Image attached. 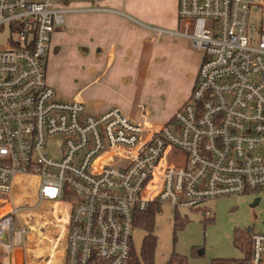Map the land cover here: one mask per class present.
<instances>
[{
    "label": "built area",
    "instance_id": "built-area-1",
    "mask_svg": "<svg viewBox=\"0 0 264 264\" xmlns=\"http://www.w3.org/2000/svg\"><path fill=\"white\" fill-rule=\"evenodd\" d=\"M0 0V252L33 231L13 199L17 179L38 176L39 202L70 204L62 264H130L138 215L152 206L198 209L264 187V0H178L182 29L203 53L188 99L155 125L120 108L91 113L47 80L54 31L72 3ZM261 10L252 22V11ZM56 145L57 153L50 146ZM251 233L249 264H264V233ZM16 264V263H15Z\"/></svg>",
    "mask_w": 264,
    "mask_h": 264
},
{
    "label": "crops",
    "instance_id": "crops-1",
    "mask_svg": "<svg viewBox=\"0 0 264 264\" xmlns=\"http://www.w3.org/2000/svg\"><path fill=\"white\" fill-rule=\"evenodd\" d=\"M72 4L47 58V80L58 96L85 103L91 113L118 107L140 123L170 121L190 96L202 61L190 40L175 34L178 0H101L92 11L88 3ZM153 103L148 118L139 109ZM36 226L24 246L1 254L2 264H62L56 228Z\"/></svg>",
    "mask_w": 264,
    "mask_h": 264
},
{
    "label": "rangeland",
    "instance_id": "rangeland-1",
    "mask_svg": "<svg viewBox=\"0 0 264 264\" xmlns=\"http://www.w3.org/2000/svg\"><path fill=\"white\" fill-rule=\"evenodd\" d=\"M81 6L83 5H76V7ZM251 15L252 22L260 21L262 11L253 10ZM65 25L68 26L67 22ZM10 32L8 25L0 26V47L7 45ZM152 33L155 34L154 31ZM195 50L202 53L197 48ZM156 108L153 103L143 105L139 110L150 118L148 111L153 112ZM50 147L57 153L55 144ZM39 184L38 176L17 179L13 199L18 205L33 207L21 211L20 218L23 222L27 220L29 224H36V227L43 225L47 229L56 228V243L60 239L62 241L59 242L62 243L67 234L66 216L70 214L71 206L59 199L39 202L36 194ZM201 206L211 210L210 217H206L198 209L176 210L170 205H162L156 210L152 230L156 236L154 264H164L174 253L186 256L188 264H210L213 258H241L244 253L234 244L235 232L251 229L264 233V187L248 193L207 200ZM146 233L147 230L143 226L134 228L133 246L138 254ZM58 247L60 251L62 244Z\"/></svg>",
    "mask_w": 264,
    "mask_h": 264
},
{
    "label": "trees",
    "instance_id": "trees-1",
    "mask_svg": "<svg viewBox=\"0 0 264 264\" xmlns=\"http://www.w3.org/2000/svg\"><path fill=\"white\" fill-rule=\"evenodd\" d=\"M156 210H158V207L152 206L138 215L136 227L143 226L147 233L143 238L140 253H136L133 248L130 264H154L156 236L152 233V230ZM234 244L243 251L244 256L241 258H213L210 264H249L252 252L250 231L245 229L237 230L234 235ZM0 264H2L1 259ZM164 264H188V261L186 256L174 253Z\"/></svg>",
    "mask_w": 264,
    "mask_h": 264
}]
</instances>
